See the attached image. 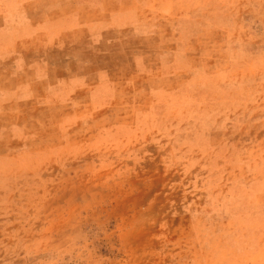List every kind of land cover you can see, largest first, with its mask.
Instances as JSON below:
<instances>
[{
  "label": "rangeland",
  "instance_id": "374dc122",
  "mask_svg": "<svg viewBox=\"0 0 264 264\" xmlns=\"http://www.w3.org/2000/svg\"><path fill=\"white\" fill-rule=\"evenodd\" d=\"M180 1V75L131 126L0 141V264H264V0Z\"/></svg>",
  "mask_w": 264,
  "mask_h": 264
},
{
  "label": "crops",
  "instance_id": "0c3cea01",
  "mask_svg": "<svg viewBox=\"0 0 264 264\" xmlns=\"http://www.w3.org/2000/svg\"><path fill=\"white\" fill-rule=\"evenodd\" d=\"M180 3L63 0L44 20L29 4L0 6V141H34L43 115L63 140L131 126L145 91L180 75L169 40L183 30Z\"/></svg>",
  "mask_w": 264,
  "mask_h": 264
}]
</instances>
